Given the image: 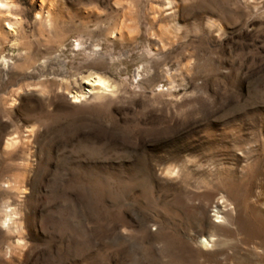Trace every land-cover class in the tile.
Listing matches in <instances>:
<instances>
[{"label":"rangeland","instance_id":"374dc122","mask_svg":"<svg viewBox=\"0 0 264 264\" xmlns=\"http://www.w3.org/2000/svg\"><path fill=\"white\" fill-rule=\"evenodd\" d=\"M1 1L0 264H264V0Z\"/></svg>","mask_w":264,"mask_h":264},{"label":"bare ground","instance_id":"6f19581e","mask_svg":"<svg viewBox=\"0 0 264 264\" xmlns=\"http://www.w3.org/2000/svg\"><path fill=\"white\" fill-rule=\"evenodd\" d=\"M6 6H8V5L6 3H4V1H1L0 0V10L3 9L4 7H6ZM11 25L8 24V27L10 28ZM94 82L95 83L105 84V81L101 77H98L96 80H94ZM71 98L73 99V102L74 103H79V102L83 101L86 98V94L84 95V94H78V93H76ZM14 213L15 212L12 210L10 213H7L6 214V218H5L4 222H3L4 225H9V222L13 220L12 219V214H14Z\"/></svg>","mask_w":264,"mask_h":264}]
</instances>
